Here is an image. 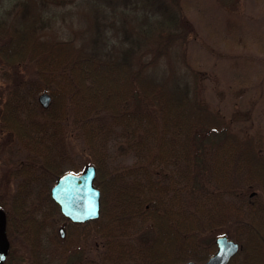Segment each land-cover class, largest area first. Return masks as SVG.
<instances>
[{"label": "trees", "instance_id": "trees-1", "mask_svg": "<svg viewBox=\"0 0 264 264\" xmlns=\"http://www.w3.org/2000/svg\"><path fill=\"white\" fill-rule=\"evenodd\" d=\"M57 3L66 0L0 7V134L18 149L0 156L4 264H60L70 242L80 252L64 264L201 262L220 234L241 246L227 264H264V134L235 130L201 96V66L187 59L192 1L78 0L89 8L86 22L66 38L49 36ZM227 23L230 45L244 44L234 36L238 19ZM72 139L87 157L71 150ZM86 164L95 167L100 213L74 222L50 188ZM45 235L60 247L50 258Z\"/></svg>", "mask_w": 264, "mask_h": 264}, {"label": "rangeland", "instance_id": "rangeland-1", "mask_svg": "<svg viewBox=\"0 0 264 264\" xmlns=\"http://www.w3.org/2000/svg\"><path fill=\"white\" fill-rule=\"evenodd\" d=\"M191 1L189 14L195 35L189 40L187 59L192 66H201L203 75L197 83L201 96L214 107L220 108V112L232 122L235 130L257 129L264 134V0ZM13 2L14 0H4L0 2V7L7 10ZM76 2L78 0L73 3L66 0V3H57L52 7L53 22L50 24V34L48 33L50 37L52 34L66 38L70 28H79L85 24L89 8L87 5H77ZM229 17L238 19L243 30L241 32L236 29L234 36L241 35L244 44L234 47L230 45L233 36L230 35L229 28H226ZM172 64L175 72L181 74L183 66L177 54L172 56ZM164 66L166 64L162 65V69ZM2 69L3 64L0 63V100L5 96L7 84L6 79L1 76ZM257 95L258 100L254 101ZM3 139H7L5 133L0 134V156L13 155L18 151L14 140L9 139L5 145ZM206 140L204 138L201 142ZM217 140L218 137L211 134L206 142L212 145ZM71 141L74 153L82 158L88 156L81 143L75 139ZM125 161L130 162L129 158ZM0 166H3L1 159ZM63 226L64 221H60L56 227L57 234L62 237L65 236ZM50 237L43 236L44 251L48 258L60 249ZM77 248H80L79 244L68 243V251L61 256L60 264H64L67 259H74L80 252Z\"/></svg>", "mask_w": 264, "mask_h": 264}, {"label": "water", "instance_id": "water-1", "mask_svg": "<svg viewBox=\"0 0 264 264\" xmlns=\"http://www.w3.org/2000/svg\"><path fill=\"white\" fill-rule=\"evenodd\" d=\"M38 99L43 106L50 100V95L42 92ZM95 168L87 165L79 173L65 172L59 175L51 187L50 194L58 204L61 213L75 222H84L97 218L100 213V191L93 184ZM5 213L0 208V264H3L9 246L5 233ZM217 249L206 260L197 262L187 260L179 264H227L238 251L240 245L225 235L215 238Z\"/></svg>", "mask_w": 264, "mask_h": 264}]
</instances>
